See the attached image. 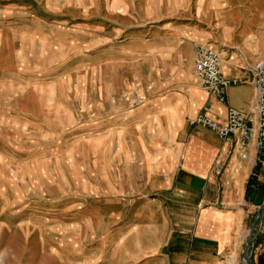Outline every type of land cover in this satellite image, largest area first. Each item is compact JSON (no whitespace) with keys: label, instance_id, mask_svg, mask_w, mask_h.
<instances>
[{"label":"rangeland","instance_id":"1","mask_svg":"<svg viewBox=\"0 0 264 264\" xmlns=\"http://www.w3.org/2000/svg\"><path fill=\"white\" fill-rule=\"evenodd\" d=\"M162 3L0 0V264H128L122 235L161 200L164 104L189 84L138 30Z\"/></svg>","mask_w":264,"mask_h":264},{"label":"crops","instance_id":"2","mask_svg":"<svg viewBox=\"0 0 264 264\" xmlns=\"http://www.w3.org/2000/svg\"><path fill=\"white\" fill-rule=\"evenodd\" d=\"M162 2L161 13L156 6L155 15L142 19L138 30L154 42L155 55L172 59L173 74L187 66L189 84L165 102L166 115L158 123L171 137L145 163V176L155 179L145 187L162 194L161 200L139 215L143 226L122 235L119 254L128 264H244L257 213L250 194L264 192V184L251 178L254 144L242 146L237 133L220 139L189 121L206 111L224 124L229 108L252 111L251 69L264 60V0ZM198 45L218 54L226 78L246 82L229 88L223 102L208 95L194 74ZM257 229L251 264L260 256L263 260L264 218Z\"/></svg>","mask_w":264,"mask_h":264},{"label":"built area","instance_id":"3","mask_svg":"<svg viewBox=\"0 0 264 264\" xmlns=\"http://www.w3.org/2000/svg\"><path fill=\"white\" fill-rule=\"evenodd\" d=\"M193 71L203 90L220 102L224 101V93L229 88L246 83L242 79L226 78L221 72L218 54L200 45L194 48ZM251 85L254 90V103L251 112L246 113L229 108L226 122L220 124L212 120L204 111L190 120L189 124L206 129L220 139H226L237 133L240 135L242 146L253 142L256 150V160L251 178L264 184V60L252 67ZM128 99L131 107L142 105L145 100L139 94L128 96ZM259 208L261 210L258 217L260 227L264 218V203ZM258 210L257 208V212Z\"/></svg>","mask_w":264,"mask_h":264},{"label":"water","instance_id":"4","mask_svg":"<svg viewBox=\"0 0 264 264\" xmlns=\"http://www.w3.org/2000/svg\"><path fill=\"white\" fill-rule=\"evenodd\" d=\"M249 199L254 204V206H256L259 210L255 216L254 225H253V228L250 232V240H249V242L246 246L245 252H244V256H243L244 264H249V261L251 258L252 243H253V240L255 237V236H253V234H254V232L256 234L258 233V229L256 230V226L259 227L258 217L261 214V210L259 207H261L262 204L264 203V192H258L256 189H254L251 191Z\"/></svg>","mask_w":264,"mask_h":264},{"label":"trees","instance_id":"5","mask_svg":"<svg viewBox=\"0 0 264 264\" xmlns=\"http://www.w3.org/2000/svg\"><path fill=\"white\" fill-rule=\"evenodd\" d=\"M262 264V263H261Z\"/></svg>","mask_w":264,"mask_h":264}]
</instances>
